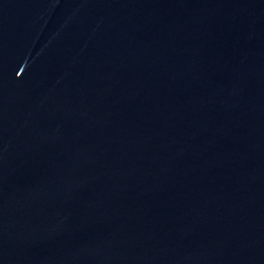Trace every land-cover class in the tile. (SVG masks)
<instances>
[{
  "label": "water",
  "instance_id": "1",
  "mask_svg": "<svg viewBox=\"0 0 264 264\" xmlns=\"http://www.w3.org/2000/svg\"><path fill=\"white\" fill-rule=\"evenodd\" d=\"M0 264H264V0H0Z\"/></svg>",
  "mask_w": 264,
  "mask_h": 264
}]
</instances>
